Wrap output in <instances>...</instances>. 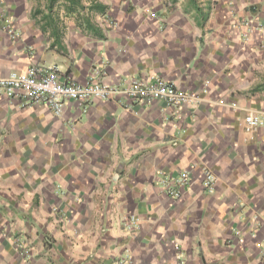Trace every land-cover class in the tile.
<instances>
[{
  "label": "crops",
  "instance_id": "0c3cea01",
  "mask_svg": "<svg viewBox=\"0 0 264 264\" xmlns=\"http://www.w3.org/2000/svg\"><path fill=\"white\" fill-rule=\"evenodd\" d=\"M38 1L0 0V76L160 78L199 101L68 102L56 117L0 98V264H264V0ZM250 114L263 125L246 130ZM186 171L172 201L163 182Z\"/></svg>",
  "mask_w": 264,
  "mask_h": 264
},
{
  "label": "built area",
  "instance_id": "2783aa9c",
  "mask_svg": "<svg viewBox=\"0 0 264 264\" xmlns=\"http://www.w3.org/2000/svg\"><path fill=\"white\" fill-rule=\"evenodd\" d=\"M11 22L8 18L2 20L0 32L11 33ZM95 75V73H94ZM119 97H124L129 102H161L165 108H171L179 113L184 108L198 104L199 98L177 88L171 82L160 78H152L150 81L132 79L123 87L104 85L89 78L85 83L62 81L57 68H44L29 66L24 72H12L6 76H0V98L8 101H19L29 107L42 106L48 109L56 117H61L64 107L68 102L84 106L92 101L110 102ZM130 104V103H129ZM223 105L224 102H221ZM246 130L257 129L263 125L259 117L250 114L244 119ZM197 180L206 193H213L215 185L214 174L205 167L198 171ZM191 185L189 172H182L178 176H172L163 182V190L172 201H177L183 194V190ZM138 220L131 216L127 221V230L136 228ZM264 229V224H262ZM18 250L26 249L22 243L15 239L12 241ZM175 244V250L179 247ZM121 264H130L124 261ZM178 264H183L178 261Z\"/></svg>",
  "mask_w": 264,
  "mask_h": 264
},
{
  "label": "rangeland",
  "instance_id": "374dc122",
  "mask_svg": "<svg viewBox=\"0 0 264 264\" xmlns=\"http://www.w3.org/2000/svg\"><path fill=\"white\" fill-rule=\"evenodd\" d=\"M38 2H39V4L41 5V3H43V2H44V0H39Z\"/></svg>",
  "mask_w": 264,
  "mask_h": 264
},
{
  "label": "trees",
  "instance_id": "16d2710c",
  "mask_svg": "<svg viewBox=\"0 0 264 264\" xmlns=\"http://www.w3.org/2000/svg\"><path fill=\"white\" fill-rule=\"evenodd\" d=\"M50 3H53V2H55L56 0H48Z\"/></svg>",
  "mask_w": 264,
  "mask_h": 264
}]
</instances>
